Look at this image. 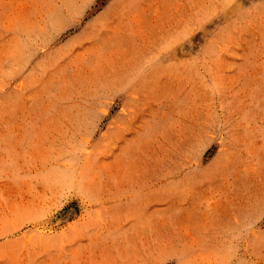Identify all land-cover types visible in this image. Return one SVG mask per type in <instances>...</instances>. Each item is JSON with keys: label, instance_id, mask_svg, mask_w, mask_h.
<instances>
[{"label": "rangeland", "instance_id": "1", "mask_svg": "<svg viewBox=\"0 0 264 264\" xmlns=\"http://www.w3.org/2000/svg\"><path fill=\"white\" fill-rule=\"evenodd\" d=\"M0 264H264V0H0Z\"/></svg>", "mask_w": 264, "mask_h": 264}]
</instances>
